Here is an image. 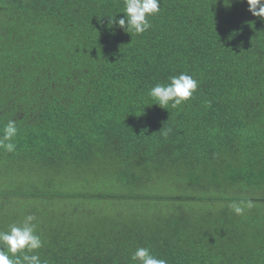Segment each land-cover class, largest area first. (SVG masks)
<instances>
[{
  "label": "trees",
  "instance_id": "1",
  "mask_svg": "<svg viewBox=\"0 0 264 264\" xmlns=\"http://www.w3.org/2000/svg\"><path fill=\"white\" fill-rule=\"evenodd\" d=\"M160 8L137 35L109 26L123 0H0V135L18 128L0 231L34 215L47 264H133L139 247L264 264V19L246 0ZM180 73L198 90L161 108L148 91Z\"/></svg>",
  "mask_w": 264,
  "mask_h": 264
},
{
  "label": "clouds",
  "instance_id": "2",
  "mask_svg": "<svg viewBox=\"0 0 264 264\" xmlns=\"http://www.w3.org/2000/svg\"><path fill=\"white\" fill-rule=\"evenodd\" d=\"M160 2L161 0H123L124 16L119 19L117 16L109 17V26L118 25L127 33L142 35L151 29L149 18L160 12ZM246 2L249 5L248 11L253 16L264 19V0ZM169 81L157 83L148 91V96L163 109H167L169 105L173 109L180 107L192 98L199 86L198 81L187 73L171 76ZM17 134V122L10 119L0 135V149L14 153L17 149L14 142ZM253 206L251 199H241L229 204L236 215H243L245 208ZM35 220L34 215H27L21 225L13 224L9 230L0 231V264H47L38 254H33L43 247V241L36 233ZM131 261L133 264H168L166 259L158 258L145 247L137 248L131 255Z\"/></svg>",
  "mask_w": 264,
  "mask_h": 264
},
{
  "label": "rangeland",
  "instance_id": "3",
  "mask_svg": "<svg viewBox=\"0 0 264 264\" xmlns=\"http://www.w3.org/2000/svg\"><path fill=\"white\" fill-rule=\"evenodd\" d=\"M258 194H260V195H264V193H262V192H258ZM260 225V224H259Z\"/></svg>",
  "mask_w": 264,
  "mask_h": 264
}]
</instances>
